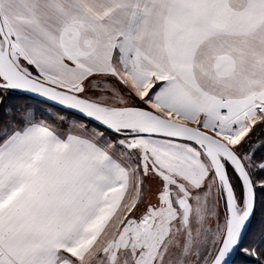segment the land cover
<instances>
[{
	"label": "snow or ice",
	"instance_id": "obj_1",
	"mask_svg": "<svg viewBox=\"0 0 264 264\" xmlns=\"http://www.w3.org/2000/svg\"><path fill=\"white\" fill-rule=\"evenodd\" d=\"M0 264H264V0H0Z\"/></svg>",
	"mask_w": 264,
	"mask_h": 264
}]
</instances>
